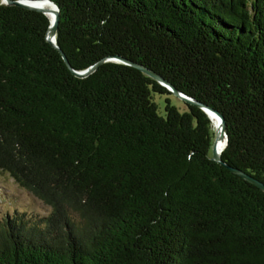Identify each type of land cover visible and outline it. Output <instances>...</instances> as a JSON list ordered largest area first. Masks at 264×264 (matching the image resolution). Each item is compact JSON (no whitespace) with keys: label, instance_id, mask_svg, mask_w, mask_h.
I'll return each instance as SVG.
<instances>
[{"label":"trees","instance_id":"obj_1","mask_svg":"<svg viewBox=\"0 0 264 264\" xmlns=\"http://www.w3.org/2000/svg\"><path fill=\"white\" fill-rule=\"evenodd\" d=\"M49 1L58 49L0 0V172L50 208L0 219V264H264V192L213 120L113 60L221 114L222 162L264 183V0Z\"/></svg>","mask_w":264,"mask_h":264},{"label":"water","instance_id":"obj_2","mask_svg":"<svg viewBox=\"0 0 264 264\" xmlns=\"http://www.w3.org/2000/svg\"><path fill=\"white\" fill-rule=\"evenodd\" d=\"M4 2L7 3L8 5H14V6H19V7L26 8V9H33V10H36V11H40V12L45 13L46 15H47V11L43 7H40L38 5H34L33 3L48 2L49 4L53 5L55 7V16H54V19L51 20V25H50V28H49V33H48L47 40H48V42L50 44H52V46H54V47H56L58 49V47L56 46L55 41L50 39V34L52 35V37H55V33H56V30H57L58 21H59V9L54 3H52L49 0H42V1H29V0L11 1V0H4ZM60 53L62 54L66 65L69 68H71L69 63H68V60H67L66 56L63 54V52L61 50H60ZM113 60L122 62V63H124L126 65H130V66H133V67L139 69L144 74H146L149 77H151V78L157 80L158 82H160L174 96L178 97L180 100L184 101L187 104L195 105V106L201 108L203 111H205V113H207V115H208L209 112L215 114L217 116V118H218V126H217V129H216V139H215V143H214V146H213V158L212 159L214 161L220 163L221 165L227 167L234 174H237L238 176L242 177L246 181L254 184L255 186H257L260 190H262L264 192V183L260 182L259 180H256V179L252 178L251 176L247 175L246 173L242 172L241 170L233 168L231 166H228V165H226L225 163L222 162L221 153H222L223 149L226 146V129H225L224 119H223L221 114H219L215 110L209 108L208 106H206V105H204V104H202L200 102L194 101V100L184 96L178 90H176L173 86H171L168 82H166L164 79H162L159 75H157L156 73L148 70L147 68H145V67H143L141 65L132 63V62H130L128 60H125L123 58H120V57H115ZM104 61L105 60L99 62L98 64H96L95 66L91 67L90 69H88L87 71H85L83 73L74 72V74L76 76H78L79 78H86L90 74H92L98 68V66L101 65ZM220 138L221 139H225V144H224V146L221 149H218V139H220Z\"/></svg>","mask_w":264,"mask_h":264},{"label":"rangeland","instance_id":"obj_3","mask_svg":"<svg viewBox=\"0 0 264 264\" xmlns=\"http://www.w3.org/2000/svg\"><path fill=\"white\" fill-rule=\"evenodd\" d=\"M165 99V96H155L161 115L164 114ZM169 99L181 112L185 111V104L179 98L169 96ZM16 210L38 217L46 216L50 212V208L42 201L21 188L7 174L0 172V219L7 213H13Z\"/></svg>","mask_w":264,"mask_h":264},{"label":"bare ground","instance_id":"obj_4","mask_svg":"<svg viewBox=\"0 0 264 264\" xmlns=\"http://www.w3.org/2000/svg\"><path fill=\"white\" fill-rule=\"evenodd\" d=\"M34 5H38L40 7H43L47 12L48 17L50 18V20L54 19L55 16V7L51 4H49L48 2H42V3H33ZM50 39H52L53 41H55V37H52V35L50 34ZM209 117L213 120L215 127L217 129L218 126V118L215 114L209 112L208 113ZM225 144V139H218V149H221Z\"/></svg>","mask_w":264,"mask_h":264}]
</instances>
